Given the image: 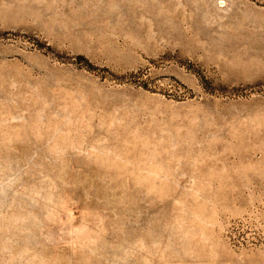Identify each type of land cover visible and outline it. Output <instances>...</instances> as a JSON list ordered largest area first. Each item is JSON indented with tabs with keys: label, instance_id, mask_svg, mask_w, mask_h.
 <instances>
[{
	"label": "rangeland",
	"instance_id": "obj_1",
	"mask_svg": "<svg viewBox=\"0 0 264 264\" xmlns=\"http://www.w3.org/2000/svg\"><path fill=\"white\" fill-rule=\"evenodd\" d=\"M0 264H264V0H0Z\"/></svg>",
	"mask_w": 264,
	"mask_h": 264
}]
</instances>
